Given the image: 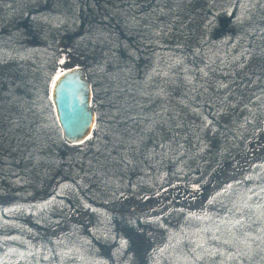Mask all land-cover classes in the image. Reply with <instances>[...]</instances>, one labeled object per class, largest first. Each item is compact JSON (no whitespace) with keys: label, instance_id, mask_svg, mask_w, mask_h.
Wrapping results in <instances>:
<instances>
[{"label":"rangeland","instance_id":"374dc122","mask_svg":"<svg viewBox=\"0 0 264 264\" xmlns=\"http://www.w3.org/2000/svg\"><path fill=\"white\" fill-rule=\"evenodd\" d=\"M66 1L73 5L75 2ZM107 1V9L114 14L123 9L125 16L137 19V26L149 30L147 35L151 36L154 29L157 41L163 45L182 44L197 51L202 47L203 51L197 55L202 58L194 68L201 71L205 94L218 100L216 107L227 119L243 125L245 113L238 105L244 98H255L250 103L261 111L256 115V129L252 124L246 125V133H253V144L247 146V155L241 160L252 165L257 156H264V0H240L234 19L225 28V39L215 46L204 47L201 45L205 40L200 36L207 31L206 24L220 16H229L236 0H164L157 7L152 3L155 0H134L139 3L133 9L129 5L120 7L121 0ZM32 4V0H2L0 15L5 23H11L22 17ZM59 10L60 14H45L36 23H44L61 33L60 52L65 61L57 73L77 65L85 70L91 84L90 104L97 118L95 128L87 140L70 143V149L66 150L53 116L48 96L52 81L49 82L50 103L47 107L38 106L42 112L33 115V121L38 123L35 128L40 161L25 163L21 155L12 156L10 152L0 155L1 242L13 248L12 255L0 264H33L30 251L23 249L40 248L44 238L56 245L64 264H141L142 261L147 264H205L201 252L199 256L196 251L188 252L190 245L186 243L190 240L193 249L204 236L205 224L201 223L200 215L208 194L200 188L189 189L182 185L176 189H137L134 183L138 178L134 174L138 171L136 168L129 170V155L116 143L119 141L120 145L123 139L128 142L130 137L122 125L114 127L111 124L113 116L110 113L104 115L105 110L98 111L94 104L95 95L98 103L106 104L103 94L106 73L103 71L108 68L105 64L113 57L118 40L129 36V31L112 29L116 27L115 20L103 17L104 23L96 22L93 29L89 25L74 38L63 30L72 34L79 28L77 9L75 14L66 6ZM154 24L161 27H153ZM85 37H89L95 47L92 54L86 50L90 43L83 41ZM122 45L124 55L134 54L131 43ZM117 57H121L120 54ZM169 57L171 59V55ZM257 91L263 93L255 96ZM100 112L101 117H107L105 124L98 120ZM130 178L134 180L128 186ZM223 190L218 188L219 192ZM115 208L123 210L124 217L131 220L139 218L136 224L142 230L143 239L137 248L126 249L110 231L107 211ZM15 245L19 246L20 253L14 249ZM202 245L206 251L208 245ZM206 258H211V263L206 264L221 262L223 254L214 252Z\"/></svg>","mask_w":264,"mask_h":264},{"label":"trees","instance_id":"16d2710c","mask_svg":"<svg viewBox=\"0 0 264 264\" xmlns=\"http://www.w3.org/2000/svg\"><path fill=\"white\" fill-rule=\"evenodd\" d=\"M32 1L34 4L27 7L22 17L11 23H5L0 15V155L10 152L12 156L21 155L25 163L40 161L35 128L38 123L33 121V115L42 112L38 106L47 107L50 103L47 85L62 70L60 61L65 60L60 52L61 33L36 21H41L45 14H60L62 6L73 14L77 9L78 31L71 34L63 30L75 38L87 26L93 29L96 22L104 23L103 17L113 19L117 24L112 29L128 30L129 36L118 40L113 57L105 64L106 104L97 102L96 90L94 104L98 111L105 110L104 115L110 113L111 124L122 125L130 137L128 142L123 139L120 145L119 141L116 143L129 155V170L138 171L134 174L138 178L134 177L135 187L174 189L182 185L204 190L208 194L200 215L201 223L205 224L204 236L193 249L189 240L188 252L196 251V256L201 252L205 264L211 263V258L206 257L214 252L223 254V260L212 264H264V156H257L252 165L241 160L247 146L253 144V133H246V125L252 124L256 129V115L261 111L250 103L255 98H244L238 105L245 113L243 125H239L220 113L217 99L205 94L201 71L194 68L202 58H197L202 47L197 51L182 44L163 45L157 41L154 29L151 36L147 35L149 30L137 26V19L125 16L123 9L116 14L107 9V0H74V5L66 0ZM121 1L122 8L129 5L133 9L139 3ZM162 1L152 3L157 7ZM234 4L229 16H220L206 24L207 31L200 36L205 40L201 46H215L225 39V28L234 19L240 0ZM89 39L85 37L83 41ZM126 42L132 44L133 55H124L122 44ZM93 49L91 43L86 47L90 54ZM260 93L263 92L257 91L255 96ZM99 114L98 120L105 124L107 117H101L102 112ZM64 146L70 149L67 143ZM133 180L130 178L126 184L131 186ZM218 188L225 190L219 192ZM107 212L109 229L115 233V239L123 242L126 249L137 248L143 239L136 224L139 218L124 217L126 213L117 208ZM203 243L208 245L206 251L201 247ZM6 246L0 234V262L12 255L13 248ZM13 247L21 252L19 246ZM23 251H30L33 264H64L59 249L45 238L40 248L26 247Z\"/></svg>","mask_w":264,"mask_h":264},{"label":"water","instance_id":"95a60500","mask_svg":"<svg viewBox=\"0 0 264 264\" xmlns=\"http://www.w3.org/2000/svg\"><path fill=\"white\" fill-rule=\"evenodd\" d=\"M84 71L79 65L66 68L63 71L66 75L59 81L54 78L49 85L48 96L53 106V116L60 128V136L67 144L87 140L95 128L97 118L90 104L91 84Z\"/></svg>","mask_w":264,"mask_h":264},{"label":"snow or ice","instance_id":"6c2138e0","mask_svg":"<svg viewBox=\"0 0 264 264\" xmlns=\"http://www.w3.org/2000/svg\"><path fill=\"white\" fill-rule=\"evenodd\" d=\"M61 64L64 63L63 60L60 61ZM66 75V73L60 72L56 77L55 80L59 81L62 76Z\"/></svg>","mask_w":264,"mask_h":264}]
</instances>
